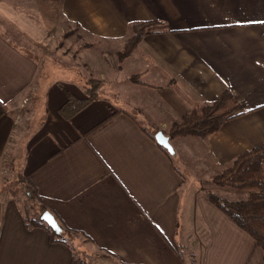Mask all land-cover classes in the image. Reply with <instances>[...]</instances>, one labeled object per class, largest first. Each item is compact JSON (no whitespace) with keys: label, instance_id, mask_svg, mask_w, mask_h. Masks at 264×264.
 Instances as JSON below:
<instances>
[{"label":"crops","instance_id":"obj_1","mask_svg":"<svg viewBox=\"0 0 264 264\" xmlns=\"http://www.w3.org/2000/svg\"><path fill=\"white\" fill-rule=\"evenodd\" d=\"M71 8L64 3L63 16L122 47L133 22L157 20L163 30L113 70L109 96L74 112L65 105L84 98L79 74L77 84L40 77L28 48L11 40L16 31L0 24V264L72 259L45 229H25L22 184L89 264H264L254 239L208 198L245 200L211 180L264 143V0H73ZM224 91L235 116L210 137L175 139L168 156L149 136Z\"/></svg>","mask_w":264,"mask_h":264},{"label":"trees","instance_id":"obj_2","mask_svg":"<svg viewBox=\"0 0 264 264\" xmlns=\"http://www.w3.org/2000/svg\"><path fill=\"white\" fill-rule=\"evenodd\" d=\"M160 22L157 20L133 22L129 28V35L122 51L117 54V61L121 63L133 53L140 41L148 34L162 32ZM130 79L134 83H142L139 75H133ZM91 82V81H89ZM90 86L83 87L84 98L79 101L68 100L67 107H74L78 112L97 100V82H91ZM74 103V104H72ZM73 105V106H72ZM75 105V106H74ZM237 102L229 91H224L212 104L194 108L182 116L180 123L169 126L163 132L169 138V142L185 136H198L208 138L216 133L225 121L233 118L237 109ZM113 116V115H112ZM109 119L100 123L96 129L103 127ZM159 130H153L149 136L154 140V134ZM155 141V140H154ZM164 153L170 156L165 149L157 145ZM264 143L257 147L245 150L238 154L230 167L215 175L211 182L218 187H226L247 193L242 201H229L219 195L208 193L209 200L236 226L250 235L257 246L263 251L264 256ZM21 191L25 198V212L23 223L26 230L43 228L48 232L50 243L64 244L72 251L70 264H88L81 256L79 246H75L74 238L63 234L56 235L43 221L41 215L46 211L41 203V197L30 184H22ZM77 247V248H76Z\"/></svg>","mask_w":264,"mask_h":264},{"label":"rangeland","instance_id":"obj_3","mask_svg":"<svg viewBox=\"0 0 264 264\" xmlns=\"http://www.w3.org/2000/svg\"><path fill=\"white\" fill-rule=\"evenodd\" d=\"M64 3L73 7V0H0V24L16 31L11 40L18 47L28 48V53L36 59L40 77L52 82L59 80L77 84L72 80L77 81L79 74L80 89L97 82V98H105L115 89L114 80L118 78L112 72L123 62L117 61L123 40L93 36L72 18L63 16ZM85 15L87 19L91 17L97 27L100 26L95 15ZM45 72H48V77ZM127 72L123 68L120 74L126 75ZM96 112L98 119L103 111L99 108ZM144 126L148 130L154 128L148 124ZM19 191L20 188L17 196ZM79 252L89 264L86 253Z\"/></svg>","mask_w":264,"mask_h":264},{"label":"water","instance_id":"obj_4","mask_svg":"<svg viewBox=\"0 0 264 264\" xmlns=\"http://www.w3.org/2000/svg\"><path fill=\"white\" fill-rule=\"evenodd\" d=\"M154 140L156 144L162 147L163 149H165L169 155L171 156L173 155L174 152L169 142V138L166 135H164L162 131H157L154 134ZM40 220L43 221L56 235L61 234L62 231L60 226L58 225L57 221L52 216V214H50L48 211H45L41 215Z\"/></svg>","mask_w":264,"mask_h":264}]
</instances>
